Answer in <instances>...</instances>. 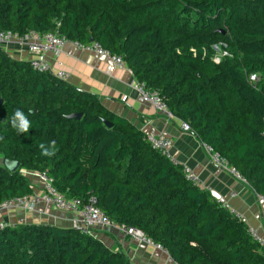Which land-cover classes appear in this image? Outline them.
Instances as JSON below:
<instances>
[{"label": "trees", "instance_id": "1", "mask_svg": "<svg viewBox=\"0 0 264 264\" xmlns=\"http://www.w3.org/2000/svg\"><path fill=\"white\" fill-rule=\"evenodd\" d=\"M3 29L57 30L121 56L264 197V0H0ZM219 43L231 56L217 64ZM250 73L261 78L254 86ZM0 99V203L32 193L21 171L45 172L79 208L94 204L113 225L140 229L177 264H264L249 226L95 94L0 47ZM0 264L132 263L78 222H17L0 227Z\"/></svg>", "mask_w": 264, "mask_h": 264}, {"label": "crops", "instance_id": "2", "mask_svg": "<svg viewBox=\"0 0 264 264\" xmlns=\"http://www.w3.org/2000/svg\"><path fill=\"white\" fill-rule=\"evenodd\" d=\"M6 53L17 59L29 58L27 52L12 47ZM45 57L52 71H65L66 81L83 91L95 94L112 112L127 118L143 132L153 130L169 137L172 140L171 155L179 163L188 164L199 175L197 186L209 190L218 201L231 191L235 192V196L226 197L230 205L228 209L234 211L258 235L264 234V198L229 171L220 169L211 162L201 142L192 133L181 129L179 119L167 118L163 112L144 102L135 90V78L127 68L110 69L111 60L108 56L79 49L71 41L65 43L60 53H49ZM57 60L62 62L61 68L56 65ZM34 184L36 181L32 186ZM79 217L78 213L72 215L46 203L37 205L33 211L0 212V221L8 224L45 222L73 226L74 218ZM90 232L110 249L124 252L132 264H174L164 250L144 245L114 227L94 225L90 227Z\"/></svg>", "mask_w": 264, "mask_h": 264}, {"label": "built area", "instance_id": "3", "mask_svg": "<svg viewBox=\"0 0 264 264\" xmlns=\"http://www.w3.org/2000/svg\"><path fill=\"white\" fill-rule=\"evenodd\" d=\"M69 41L63 34L57 30L41 33L35 29L27 30L23 33L15 32L9 29L0 30V47L6 52L10 47L19 51H25L29 55V63L38 70L51 73L60 79H66L67 74L63 70L52 71L46 54L52 53L54 55L60 53L63 50L65 43ZM74 45L79 49L90 50L98 55H106L111 60L110 69L113 67H126L122 61L121 56L112 54L108 49L103 48L99 43L91 41L88 44H83L78 41H73ZM214 54L212 59L215 63H220L222 58L230 57V52L226 49V45L223 43L213 45ZM56 65L61 68L62 62L56 61ZM132 73V71L127 68ZM260 75L257 73H250L248 75V81L254 86L260 81ZM135 90L141 96L142 100L154 107L156 110L163 112L167 118H176L166 102L161 100L159 93L156 90L147 89L144 82H138L135 80L133 83ZM180 126L183 131L191 132L190 125L187 122L180 120ZM146 137L152 148L158 150L160 153L166 155L173 163L181 164L184 178L192 185H197L199 182V175L193 171V169L186 163H179L170 153V146L172 140L153 130L147 131ZM202 147L207 152L209 159L220 169L229 171L233 176L241 179L246 184L244 178H242L236 169L229 165L228 160L222 157L213 147L207 143L201 142ZM24 175L32 176L36 180V184L33 185V191L27 196L15 197L5 200L0 203V212L3 210H25L33 211L39 204H49L50 206L68 213L79 214V219L74 218V224L80 223L85 227H91L94 225H101L104 227H114L124 232L126 235L134 240L144 244L151 245L159 249H163L160 245L155 243L151 238L145 235L143 231L133 226H115L112 221L94 204L86 205L82 208L78 207L77 200H69L64 194L58 191L53 185V180L48 177L45 172L40 171H21ZM229 197L235 196L234 192L228 194ZM263 197L262 195H259ZM264 198V197H263ZM94 202V201H93ZM220 202L223 206L229 208V203L225 197L220 198ZM234 215L236 213L231 211ZM238 217V215H236ZM5 225V222L0 221V227ZM250 230L252 237L261 246L264 253V234L258 235L255 231ZM174 264H177L174 262Z\"/></svg>", "mask_w": 264, "mask_h": 264}, {"label": "water", "instance_id": "4", "mask_svg": "<svg viewBox=\"0 0 264 264\" xmlns=\"http://www.w3.org/2000/svg\"><path fill=\"white\" fill-rule=\"evenodd\" d=\"M92 41V40H91ZM2 101H1V99H0V103H1ZM80 116H81V114H79V113H72V114H69L68 115V117H70V118H80ZM104 123L106 124V126H108V127H111V125H112V123L110 122V121H108V120H104ZM263 136H264V131H263ZM3 161V163H4V165L9 169V170H11V171H15L16 169H17V167H18V164H19V162L18 161H7L6 159H3L2 160Z\"/></svg>", "mask_w": 264, "mask_h": 264}, {"label": "clouds", "instance_id": "5", "mask_svg": "<svg viewBox=\"0 0 264 264\" xmlns=\"http://www.w3.org/2000/svg\"><path fill=\"white\" fill-rule=\"evenodd\" d=\"M69 41H71V42H73L72 40H69ZM78 48V47H77ZM16 117L17 118H19V120H20V130L21 131H27L28 130V127H29V122L23 117V115L19 112V111H17V113H16ZM44 146L43 145H41V148H43ZM44 154L45 155H51L52 153L51 152H49V151H47V149H45L44 150ZM1 160V159H0ZM27 176V175H26ZM162 250H164L165 252H167L165 249H162Z\"/></svg>", "mask_w": 264, "mask_h": 264}, {"label": "rangeland", "instance_id": "6", "mask_svg": "<svg viewBox=\"0 0 264 264\" xmlns=\"http://www.w3.org/2000/svg\"><path fill=\"white\" fill-rule=\"evenodd\" d=\"M1 161V160H0ZM28 171H30V170H28ZM240 175V174H239ZM237 178V177H236ZM243 178V177H242ZM28 179H29V181H30V183L31 184H33L36 180H35V178L34 177H32V176H28ZM240 181H242L241 179H239ZM245 180V179H244ZM243 182V181H242ZM246 182V181H245ZM246 185H248L247 183H246ZM249 186V185H248ZM231 192H233V191H231ZM235 193V192H234ZM229 194V193H228ZM225 198L226 197H229L228 195L227 196H224ZM232 197V196H231ZM221 198V197H220ZM219 202H220V199H219ZM159 249V248H158Z\"/></svg>", "mask_w": 264, "mask_h": 264}]
</instances>
